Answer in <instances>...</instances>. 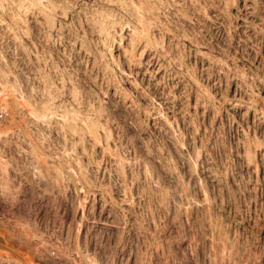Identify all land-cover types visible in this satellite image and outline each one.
I'll return each instance as SVG.
<instances>
[{"label":"rangeland","instance_id":"obj_1","mask_svg":"<svg viewBox=\"0 0 264 264\" xmlns=\"http://www.w3.org/2000/svg\"><path fill=\"white\" fill-rule=\"evenodd\" d=\"M0 243L264 264V0H0Z\"/></svg>","mask_w":264,"mask_h":264},{"label":"bare ground","instance_id":"obj_2","mask_svg":"<svg viewBox=\"0 0 264 264\" xmlns=\"http://www.w3.org/2000/svg\"><path fill=\"white\" fill-rule=\"evenodd\" d=\"M14 228H15V227H14ZM37 229H38V228H37ZM37 229H36V230H37ZM12 230H14V229H12ZM16 230H17V228H16ZM16 230H15V231H16ZM18 230H19V228H18ZM30 230H32V229H30ZM34 230H35V229H34ZM15 231H13L12 233H14ZM24 231H26V230H24ZM37 231H38V230H37ZM37 231H36V236H39L40 233H38V235H37ZM8 232H9V231H8ZM16 232H17V233H16ZM16 232H15V233H16V235H17L19 231H16ZM20 232H23V231H20ZM5 233H6V232H5ZM15 233H14V234H15ZM25 233H26V232H24V234H25ZM28 233H29V231L27 232V234H28ZM33 233H34V234H33ZM33 233H30V234H33V238H34V236H35V232L33 231ZM21 234H22V233H21ZM21 234H20V236H21ZM42 234H43V233H42ZM25 235H26V234H25ZM25 235H24V237H25ZM1 236H2V235H1ZM9 236H10V235H9ZM13 236L15 237V235H13ZM17 236H18V235H17ZM22 236H23V235H22ZM26 236H27V239H28V238H29L28 235H26ZM29 236H30V235H29ZM40 236H42V235L40 234ZM43 236H44V235H43ZM10 237H11V236H10ZM24 237H22V238H23L22 241L25 240ZM12 238H13V237H12ZM12 238H11V239H12ZM18 238H19V237H16L15 239H18ZM22 238H20V239H22ZM33 238L30 237V239H33ZM39 238H41V237H39ZM2 239H4L3 236H2ZM6 239H9V240H10V238H9L8 236L6 237ZM30 239H28V240H30ZM47 239H48V238H47ZM4 240H5V239H4ZM4 240H3V241H4ZM9 240H8V241H9ZM33 240H34V239H33ZM49 240H50V239H49ZM49 240L46 241V242H49ZM5 241L7 242V240H5ZM11 241L13 242V240H10V242H11ZM19 241H20V240H19ZM25 241H26V240H25ZM43 241H44V240H43ZM6 242H5V245H6ZM12 242H11V243H12ZM28 242H29V241H28ZM2 243H4V242H2ZM30 243H31V242H30ZM41 243H43V242H41ZM0 244H1V243H0ZM8 244H9V243H7V245H8ZM17 244H18V240H17ZM21 244H23V243H20V245H21ZM33 244H34V243H33ZM39 244H40V243H39ZM53 244H54V243H53ZM2 245H4V244H2ZM2 245H1V246H2ZM7 245H6V248L8 247ZM15 245H16V244H15ZM20 245H19V247H20ZM23 245L28 246V245H26L25 243H24ZM41 245H42V244H41ZM44 245H45V243H44ZM25 246H24V248H25ZM14 247H15V246H14ZM14 247H13V248H14ZM29 247H30V246H29ZM29 247H26V248H29ZM41 247H43V245H42ZM41 247H40V249H41ZM44 247H45V246H44ZM44 247H43L42 252H44V253H45V256H48V258L53 259V258H54V255L52 254V251L48 248V246H47L48 249H47L46 247H45V248H44ZM50 247H51V246H50ZM6 248H5V249H6ZM9 248H10V247H9ZM9 248H8V249H9ZM16 249H17V248H16ZM16 249H15V250H16ZM20 249H21V248H20ZM51 249H52V248H51ZM12 250H13V249H12ZM15 250H14V251H15ZM30 250L32 251V248H31ZM57 250H58V249H57ZM4 251H5V250H4ZM17 251H19V250H17ZM17 251H16V252H17ZM33 251H34V250H33ZM1 252H2V251L0 250V253H1ZM16 252H15V253H16ZM29 252H30V251H29ZM34 252L36 253V251H34ZM42 252H40V253H42ZM53 252H54V251H53ZM20 253H21V250H20L19 254H20ZM40 253H39V254H40ZM6 254H7V253H6ZM8 254H9V253H8ZM17 254H18V253H17ZM24 254H25V253H24ZM27 254H28V253H27ZM27 254H26V255H27ZM31 254H33V252H32ZM36 254H38V253H36ZM39 254H38V255H39ZM42 254H43V253H42ZM0 255H2V254H0ZM9 255L11 256V254H9ZM9 255H8V256H9ZM20 255H21V254H20ZM34 255H35V254H33V256H34ZM33 256H31V258H32ZM35 256L38 257L37 255H35ZM40 256H43V255H40ZM52 256H53V257H52ZM0 257H2V256H0ZM5 257H7V256L4 255V258H5ZM13 257H14V256H13ZM7 258H9V257H7ZM15 258H16V257H15ZM17 258H18V257H17ZM17 258H16V259H17ZM28 258H29V256H28ZM31 258H30V260H31ZM2 259H3V258H2ZM4 260H5V259H4ZM4 260H1V261H4ZM6 260H7V259H6ZM10 260H13V262H14V259H10V258H9V262H10ZM21 260H22V259H21ZM23 260H24V259H23ZM23 260H22V261H23ZM25 260H26V258H25ZM25 260H24L25 263L28 262V261H25ZM33 260H34V259L32 258V261H33ZM17 261H19V259H18ZM32 261H31V262H32ZM9 262L7 261V263H9ZM29 262H30V261H29ZM49 262H50V261H49ZM11 263H12V261H11ZM15 263H16V261H15ZM19 263H21V261H19ZM22 263H23V262H22ZM17 264H18V263H17ZM28 264H29V263H28ZM32 264H33V262H32Z\"/></svg>","mask_w":264,"mask_h":264}]
</instances>
